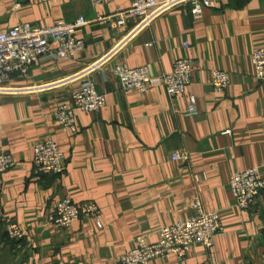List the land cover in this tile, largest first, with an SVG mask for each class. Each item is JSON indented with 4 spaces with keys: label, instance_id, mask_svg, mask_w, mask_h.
<instances>
[{
    "label": "crops",
    "instance_id": "1",
    "mask_svg": "<svg viewBox=\"0 0 264 264\" xmlns=\"http://www.w3.org/2000/svg\"><path fill=\"white\" fill-rule=\"evenodd\" d=\"M129 6V0H0V32L28 22L89 21L78 32L86 48L75 58L46 54L28 78L11 85H51L111 55L88 75L107 104L95 112L76 111L75 133L55 120L54 111L85 77L44 91L0 95V152L14 160L0 174V247L2 238L13 242L16 264H120L136 237L156 243L159 229L191 216L192 174L199 172L205 175L204 210L219 212L222 232L209 249L193 245L185 258L169 254L149 264H264V192L241 209L230 184L242 169L258 167L264 175V80L255 77L251 60L264 45V0H212L198 20L189 4L177 6L132 37L138 17L115 28L97 21ZM186 57L194 63L187 92L197 97V115L186 114L187 94L169 97L163 85L124 91L113 73L123 63L147 65L161 75ZM213 70L232 78L221 92L212 85ZM48 139L65 154L63 175L33 171V147ZM176 153L185 159H174ZM67 195L97 203L103 228L86 216L67 228L48 224ZM15 221L28 235L9 241L7 224Z\"/></svg>",
    "mask_w": 264,
    "mask_h": 264
},
{
    "label": "built area",
    "instance_id": "2",
    "mask_svg": "<svg viewBox=\"0 0 264 264\" xmlns=\"http://www.w3.org/2000/svg\"><path fill=\"white\" fill-rule=\"evenodd\" d=\"M108 1L92 0L94 5ZM129 3L128 9L118 10L115 14L108 16L99 15L97 21L107 22L111 28H115L124 25L128 19L138 17L139 22L130 35L132 37L135 32L140 31L154 19L177 6L189 4L194 19H201L204 7L211 5L212 0H129ZM87 23L89 21L81 16L74 22L63 20L53 25L28 22L0 32V95L23 91L27 93L34 89L44 91L85 77L82 84L73 89L70 99L57 106L54 111V118L62 127H66L72 133L77 132L76 111L95 112L107 104L105 94L98 91L96 83L88 75L92 69L99 67L101 63L109 59L110 54L99 61L97 65L87 68L80 74L64 78L51 85L28 87L9 83L14 79L28 78L32 65L46 54L55 51L59 57L75 58L86 48L85 40L79 38L78 32L80 27ZM185 44L189 46L187 41ZM251 60L255 77L264 80V45H259L254 49ZM193 72L194 63L188 57L178 58L175 60L172 72L161 75L152 73L147 65L133 68L127 64L118 63L113 69V73L121 82L124 91L144 93L154 85H163L169 97L178 98L187 94L189 99L187 115H197L198 113L197 97L193 93L187 92ZM211 79L214 88L221 92L230 85L232 78L228 71L213 70ZM59 83L60 85H55ZM33 154L35 175L64 174L65 154L52 139L36 142ZM173 158L176 160L185 159L178 153L173 154ZM13 162L11 154L0 152V174L9 170ZM204 178L203 173L192 174L195 194L191 200V216L184 221L159 229L156 243H149L144 235L136 237V247L121 256L120 264H149L153 260L169 254L185 258L193 245H202L208 249L213 246L215 236L223 230V224L217 210L208 212L204 210L201 201ZM230 184L237 206L241 209H248L258 201L264 192V175L258 167L242 169L231 176ZM55 206L47 223L56 228H67L73 221L85 216L93 218L99 228L104 226L101 208L94 201L77 203L67 195ZM6 233L10 240L23 239L28 235V231L16 221L7 224Z\"/></svg>",
    "mask_w": 264,
    "mask_h": 264
},
{
    "label": "rangeland",
    "instance_id": "3",
    "mask_svg": "<svg viewBox=\"0 0 264 264\" xmlns=\"http://www.w3.org/2000/svg\"><path fill=\"white\" fill-rule=\"evenodd\" d=\"M1 240L4 246L3 248L0 247V264H16L17 260H15V254L12 252L13 250L12 247H10L11 244L13 245V242L5 244V240L3 238ZM7 240H8V237H7Z\"/></svg>",
    "mask_w": 264,
    "mask_h": 264
},
{
    "label": "trees",
    "instance_id": "4",
    "mask_svg": "<svg viewBox=\"0 0 264 264\" xmlns=\"http://www.w3.org/2000/svg\"><path fill=\"white\" fill-rule=\"evenodd\" d=\"M7 234V233H6ZM7 237H8V235H7ZM9 239V238H8Z\"/></svg>",
    "mask_w": 264,
    "mask_h": 264
}]
</instances>
